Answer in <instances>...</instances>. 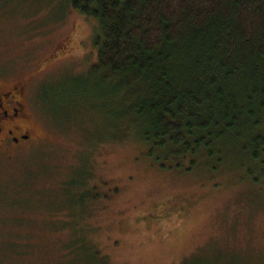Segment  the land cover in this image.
<instances>
[{"label":"rangeland","instance_id":"374dc122","mask_svg":"<svg viewBox=\"0 0 264 264\" xmlns=\"http://www.w3.org/2000/svg\"><path fill=\"white\" fill-rule=\"evenodd\" d=\"M94 23L67 0H0V84L25 85L36 131L0 161V264H264V184L235 158L153 159L96 89Z\"/></svg>","mask_w":264,"mask_h":264},{"label":"trees","instance_id":"16d2710c","mask_svg":"<svg viewBox=\"0 0 264 264\" xmlns=\"http://www.w3.org/2000/svg\"><path fill=\"white\" fill-rule=\"evenodd\" d=\"M67 2L95 22L96 89L153 159L189 172L235 158L264 184V0Z\"/></svg>","mask_w":264,"mask_h":264},{"label":"flooded vegetation","instance_id":"af4514ba","mask_svg":"<svg viewBox=\"0 0 264 264\" xmlns=\"http://www.w3.org/2000/svg\"><path fill=\"white\" fill-rule=\"evenodd\" d=\"M32 117L27 112L25 85L0 84V161L11 160L16 151L36 138Z\"/></svg>","mask_w":264,"mask_h":264}]
</instances>
